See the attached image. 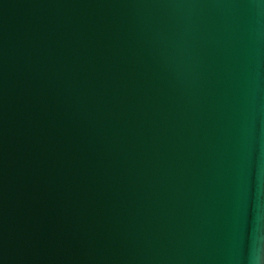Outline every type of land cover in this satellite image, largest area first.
<instances>
[{
    "label": "water",
    "instance_id": "water-1",
    "mask_svg": "<svg viewBox=\"0 0 264 264\" xmlns=\"http://www.w3.org/2000/svg\"><path fill=\"white\" fill-rule=\"evenodd\" d=\"M0 264H264V0H0Z\"/></svg>",
    "mask_w": 264,
    "mask_h": 264
}]
</instances>
